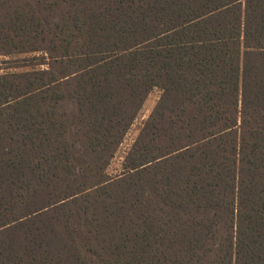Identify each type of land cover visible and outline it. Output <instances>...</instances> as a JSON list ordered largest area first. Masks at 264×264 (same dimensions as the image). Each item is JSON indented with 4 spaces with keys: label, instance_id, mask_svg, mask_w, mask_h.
Listing matches in <instances>:
<instances>
[{
    "label": "trees",
    "instance_id": "1",
    "mask_svg": "<svg viewBox=\"0 0 264 264\" xmlns=\"http://www.w3.org/2000/svg\"><path fill=\"white\" fill-rule=\"evenodd\" d=\"M0 264H264V0H0Z\"/></svg>",
    "mask_w": 264,
    "mask_h": 264
},
{
    "label": "rangeland",
    "instance_id": "2",
    "mask_svg": "<svg viewBox=\"0 0 264 264\" xmlns=\"http://www.w3.org/2000/svg\"><path fill=\"white\" fill-rule=\"evenodd\" d=\"M160 94H161V92L158 89H155L149 94V96L145 100L138 117L133 122V124L130 127L129 131L127 132L121 146L119 147V150H118L115 158L111 161V163L108 167V173L109 174L116 175L120 172V165L122 162V157L124 155V152L128 149L130 144L133 142L135 137L138 135V132H139L142 124L150 115L153 107L155 106L158 98L160 97Z\"/></svg>",
    "mask_w": 264,
    "mask_h": 264
}]
</instances>
